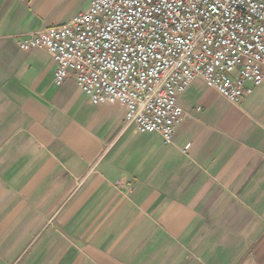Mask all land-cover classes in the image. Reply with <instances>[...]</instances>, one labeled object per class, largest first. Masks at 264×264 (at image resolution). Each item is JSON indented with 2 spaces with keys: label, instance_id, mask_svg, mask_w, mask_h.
I'll use <instances>...</instances> for the list:
<instances>
[{
  "label": "crops",
  "instance_id": "1",
  "mask_svg": "<svg viewBox=\"0 0 264 264\" xmlns=\"http://www.w3.org/2000/svg\"><path fill=\"white\" fill-rule=\"evenodd\" d=\"M92 0H0V264H264V73L238 104L196 78L170 142L125 128L21 37Z\"/></svg>",
  "mask_w": 264,
  "mask_h": 264
},
{
  "label": "built area",
  "instance_id": "2",
  "mask_svg": "<svg viewBox=\"0 0 264 264\" xmlns=\"http://www.w3.org/2000/svg\"><path fill=\"white\" fill-rule=\"evenodd\" d=\"M74 76L94 105L125 109L123 125L168 143L196 78L238 104L263 81L264 0H92L69 22L21 37Z\"/></svg>",
  "mask_w": 264,
  "mask_h": 264
}]
</instances>
